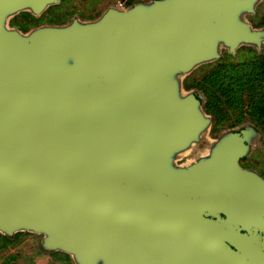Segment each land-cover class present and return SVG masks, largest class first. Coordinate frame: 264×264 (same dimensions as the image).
<instances>
[{"label":"water","instance_id":"obj_1","mask_svg":"<svg viewBox=\"0 0 264 264\" xmlns=\"http://www.w3.org/2000/svg\"><path fill=\"white\" fill-rule=\"evenodd\" d=\"M61 0H0V235L41 236L73 264H264L260 134L211 136L185 87L243 47L264 0H147L41 18Z\"/></svg>","mask_w":264,"mask_h":264},{"label":"rangeland","instance_id":"obj_2","mask_svg":"<svg viewBox=\"0 0 264 264\" xmlns=\"http://www.w3.org/2000/svg\"><path fill=\"white\" fill-rule=\"evenodd\" d=\"M131 1L61 0L59 5L51 7L39 19L21 13L11 20V24L20 30H30L41 24H65L74 18L90 20L97 18L110 6L126 8ZM258 15L264 16V3L260 5ZM258 55L255 49L243 47L236 56H224L220 63L201 67L189 77L188 85L191 88L200 91L199 85H205L215 92L212 99L216 101L211 115L214 120L217 119L218 129L231 128L245 121L264 130L261 101L264 73L257 64ZM40 242L41 236L30 233H21L11 239L0 236V264H73L64 253L44 252Z\"/></svg>","mask_w":264,"mask_h":264},{"label":"flooded vegetation","instance_id":"obj_3","mask_svg":"<svg viewBox=\"0 0 264 264\" xmlns=\"http://www.w3.org/2000/svg\"><path fill=\"white\" fill-rule=\"evenodd\" d=\"M140 1H147V0H133L130 2L128 7ZM249 128L256 130L260 134V137L257 140L255 139V145L254 144L250 145L249 153L243 156L239 162L242 168L255 172L262 179H264V130H260L256 126L245 121L238 122L235 126L231 128L218 129L217 121L216 119L214 120L213 118L211 136L214 139H218L227 132L242 134L243 131L248 130Z\"/></svg>","mask_w":264,"mask_h":264},{"label":"trees","instance_id":"obj_4","mask_svg":"<svg viewBox=\"0 0 264 264\" xmlns=\"http://www.w3.org/2000/svg\"><path fill=\"white\" fill-rule=\"evenodd\" d=\"M22 14H29V13H22ZM29 15H31V14H29ZM32 16V15H31ZM260 18V19H259ZM257 20L259 21V22H257ZM251 21L254 23V25L255 26H257V27H264V16L263 17H260L259 15H258V13H257V15L255 16V17H252L251 18ZM12 25V24H11ZM22 30L23 31H28L27 29H23L22 28ZM251 48V47H250ZM224 56H231V55H229L227 52H225L224 54H223V56H222V58L219 60V61H217V62H214V63H210V64H207V65H214V64H216V63H220L221 61H223L224 60ZM257 60H258V66L262 69V72L264 73V51L261 53V54H259L258 56H257ZM207 65H204V66H207ZM204 66H202V67H204ZM201 68V67H200ZM198 70V69H197ZM192 75V74H191ZM190 75V76H191ZM189 76V77H190ZM189 77H187L186 78V80H185V87L187 88V89H189V90H194L195 91V93H196V95L198 96V94L201 92V93H203L204 94V96L207 98V102H205V104H204V107H205V110H206V112L208 113V114H213V110H212V106H213V103L216 101V100H214V99H212V96H213V93H215V92H211V90H209L205 85L203 86V85H199V89H200V91H198V90H195V89H193V88H191L189 85H188V79H189ZM231 79H233V78H231ZM227 89H229V87H227ZM262 103H263V108L262 109H264V94H263V96H262ZM263 114H264V112H262ZM216 119V118H215ZM217 120V119H216ZM19 234H21V233H19ZM19 234H17V235H19ZM0 236H2V235H0ZM2 237H4V238H6V239H11V238H8V237H5V236H2ZM66 255V254H65ZM67 257H69L68 255H66Z\"/></svg>","mask_w":264,"mask_h":264}]
</instances>
